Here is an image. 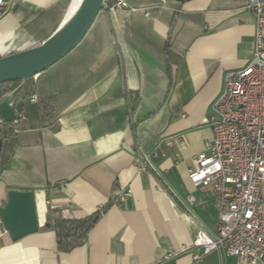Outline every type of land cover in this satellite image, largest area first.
<instances>
[{
    "label": "crops",
    "instance_id": "obj_1",
    "mask_svg": "<svg viewBox=\"0 0 264 264\" xmlns=\"http://www.w3.org/2000/svg\"><path fill=\"white\" fill-rule=\"evenodd\" d=\"M66 1L12 0L0 14V58L42 44ZM127 1L130 9L101 12L71 53L33 78L0 171V207L8 190L33 191L39 231L14 242L0 218V264H193L197 231L217 233L216 198L188 171L213 137L211 106L227 74L252 58L254 14L246 0ZM168 139L173 148L139 171L137 159ZM109 202L86 242L60 253L52 212L83 219ZM203 264L242 263L213 252Z\"/></svg>",
    "mask_w": 264,
    "mask_h": 264
},
{
    "label": "built area",
    "instance_id": "obj_2",
    "mask_svg": "<svg viewBox=\"0 0 264 264\" xmlns=\"http://www.w3.org/2000/svg\"><path fill=\"white\" fill-rule=\"evenodd\" d=\"M107 1L104 0L107 7ZM12 0H0V14ZM255 17V44L251 60L226 76L222 93L213 102L209 124L213 137L192 158L191 184L209 189L216 198L217 233L200 228L193 241V264H203L213 252L237 258L242 264H264V0H246ZM111 9H130L116 0ZM38 102V97H31ZM174 141L166 140L138 158L139 171L152 167L151 159L165 156ZM120 200L125 202V196ZM194 198L191 196L189 202Z\"/></svg>",
    "mask_w": 264,
    "mask_h": 264
},
{
    "label": "water",
    "instance_id": "obj_3",
    "mask_svg": "<svg viewBox=\"0 0 264 264\" xmlns=\"http://www.w3.org/2000/svg\"><path fill=\"white\" fill-rule=\"evenodd\" d=\"M73 2L60 25L42 44L0 58V84L25 83L47 71L79 45L101 12H107L104 0H83L77 12L67 19ZM17 92L0 100V124L18 122L25 113L26 102L16 98ZM3 147L4 140L0 137V155ZM0 218L14 242L36 234L39 231L36 194L10 190L7 203L0 207Z\"/></svg>",
    "mask_w": 264,
    "mask_h": 264
},
{
    "label": "trees",
    "instance_id": "obj_4",
    "mask_svg": "<svg viewBox=\"0 0 264 264\" xmlns=\"http://www.w3.org/2000/svg\"><path fill=\"white\" fill-rule=\"evenodd\" d=\"M115 1L116 0L107 1L108 10H110L115 5ZM189 1L192 0H183L181 2H178L177 0H165V3L169 7L180 8L184 3ZM70 2L71 0L66 1V11L68 10ZM161 2V0H152V3L154 5H160ZM130 11H136V9ZM171 53L172 52L169 53L170 56L172 55ZM15 91H18L16 94V98L19 100L24 99L27 103L28 98L34 92L33 79H30L25 83L17 81L0 84V100ZM38 102L39 106L41 105V107L43 106V108L45 106L44 109L48 111V107L52 106L53 100L46 99L41 101L39 100ZM26 110L27 108L25 105L24 114L27 113ZM16 125L17 122L10 124H0V137L4 140V147L0 155V171L4 168L8 155L10 154L17 140ZM9 191L10 190H8V192ZM111 205L112 202H109V204H107L101 211H98L93 215L83 219H65L60 212H52L50 218V226L56 234L58 251L60 253H68L76 247L83 245L87 240L89 232L95 227V225L99 222L103 214L110 208Z\"/></svg>",
    "mask_w": 264,
    "mask_h": 264
},
{
    "label": "bare ground",
    "instance_id": "obj_5",
    "mask_svg": "<svg viewBox=\"0 0 264 264\" xmlns=\"http://www.w3.org/2000/svg\"><path fill=\"white\" fill-rule=\"evenodd\" d=\"M82 1L83 0H74L73 5L71 7V10L69 12V15H68L67 19H69L70 17H72L77 12V10L79 9V7L81 6Z\"/></svg>",
    "mask_w": 264,
    "mask_h": 264
}]
</instances>
